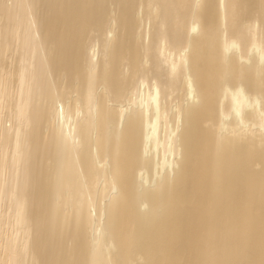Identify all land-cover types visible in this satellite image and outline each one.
I'll list each match as a JSON object with an SVG mask.
<instances>
[{"label":"bare ground","instance_id":"1","mask_svg":"<svg viewBox=\"0 0 264 264\" xmlns=\"http://www.w3.org/2000/svg\"><path fill=\"white\" fill-rule=\"evenodd\" d=\"M0 264H264V0H0Z\"/></svg>","mask_w":264,"mask_h":264}]
</instances>
